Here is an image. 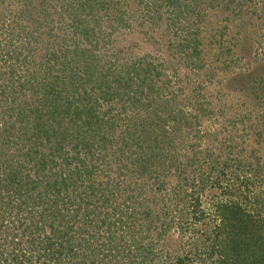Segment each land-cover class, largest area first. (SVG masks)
<instances>
[{"label":"trees","instance_id":"obj_1","mask_svg":"<svg viewBox=\"0 0 264 264\" xmlns=\"http://www.w3.org/2000/svg\"><path fill=\"white\" fill-rule=\"evenodd\" d=\"M26 1L22 5L28 11L32 8L29 11V25L22 28V33H15L13 28L16 26L12 25L18 20L6 19L12 2L0 0V23L5 26L0 29L7 33L8 45L6 50L3 47L0 60H5L2 61L0 69L3 74H12V59L14 64L31 62L35 69H41L42 66L35 62L32 47L33 43H37L45 35L49 40L45 43L44 50L49 56L48 62L52 64L48 65L45 71L41 69L43 75H40L37 69L34 74L21 76V84L27 86V93L16 92L13 80L8 82V92L0 93V101L4 104L1 117L12 119L11 123L4 124L0 129V149L5 151V155L0 158V191H4L3 194L0 193V264H107L109 261L110 264H152V248L138 246L130 251L129 246L125 247V238L127 233L134 236L135 229L146 231L144 226L141 227V223L137 222L152 217L157 219L155 211L160 212L161 216H168L167 222L160 220L162 223L157 233H160V237L171 233V237L176 238L173 250L178 248L181 251L182 247L179 245L185 233L197 234L193 236L203 237L204 241L211 242L208 249L194 255L189 253L182 257L175 256L170 262L165 261L167 264H264V214L261 212L264 210V203L259 204L258 199L254 202L250 200L251 197L245 193V190H248L245 181L239 188H234L228 201H217L214 207L205 209L202 207L200 196L192 198L190 192L186 193L187 206L182 212L176 217L175 213L172 214V209L169 213L163 199L164 186L156 184L157 178L155 179L152 166H156L164 157L165 161L174 160L180 152L177 150L180 145L192 151L197 147L185 144V140L179 144L178 138L182 140V136L172 135L166 128V124H171L170 120H175L176 115L169 108V102L159 101L160 103L154 106L156 102L151 98V103L146 105L147 110L135 115L138 120L136 119L134 128L128 129V132H133L132 145L135 149L138 147L140 152L131 167L122 157V153L115 151L117 155H114L112 165L116 171L110 180V160L96 154L98 147L110 144V134L112 136L118 127L116 118H120L126 110L138 107L145 89L147 97L160 91L155 89L159 86L153 81L154 78L160 77L158 68L147 60V57L134 61L123 60L125 63L119 64L120 58H117L118 52H115V61L110 62L109 67L105 64V71L110 70V77L108 74H99L94 79V56L89 55L92 51H86L80 45L81 42L92 44L96 35L94 32L99 28L91 30L87 18L94 20V23L107 18L105 15L96 16L99 10L106 8V1L109 4L110 22L115 24L123 23L122 15L128 10L126 5L131 8L132 3L125 4L124 8L121 7L122 0ZM221 1L226 2L221 5ZM245 2L240 4L236 0H137L136 3L151 4V8L155 7V11L148 12H159L160 8L164 7L167 11L171 10L174 16L183 15L184 17L176 22L179 25L182 18L185 20L191 14L197 16L204 12V24L212 32H217L211 36H218L217 42L213 40L214 42L207 45L222 52L225 45L219 40L223 33L217 31L219 26L214 22L212 12H217L220 8L229 12L231 8L234 11L232 13H245L253 21L259 6L251 9L249 3ZM261 4L264 13V0ZM96 6L98 8H95ZM122 8L124 10H121ZM146 9H149L148 6ZM112 10L117 16L111 14ZM133 10L134 7L129 9L128 13L133 15ZM258 14L262 16L260 11ZM248 22L241 20L235 27L236 35H241L245 40L249 37ZM46 27L48 28L45 31ZM65 29L70 32L69 36L63 34L62 30ZM68 37L76 40L72 43L73 60L69 62L77 64L80 60L81 69L77 70L79 74L68 72L66 61L59 64L61 58L66 60L63 50L68 47L64 46L63 49V42ZM192 42L193 40H184L183 46L187 49L190 46L198 47ZM31 43L32 46H26ZM58 44L61 49L56 51L57 54L54 51L46 52L50 50L48 46ZM33 48L37 50V47ZM193 50L189 56L200 58V51ZM225 50L230 54V48ZM30 56L32 59L28 60ZM60 66L63 67L62 70H59ZM242 72L232 76L231 87L234 86L238 92L243 91L250 95L252 104L263 100L264 67L245 74ZM162 81L163 86L170 84L169 79ZM74 93L80 98L85 96V99H82L87 100L84 107L71 106V103L77 104V99L68 100ZM80 98L78 100H81ZM70 108L72 112L69 111ZM99 113H105L109 117L99 119ZM68 114L71 116L64 125L62 119ZM234 120L231 118L229 121L234 131L225 134L227 129L222 128L226 131L223 135L222 130L218 131V145L210 148L205 161L209 162L210 172L215 175L222 174L224 168H229L234 174L233 181L237 182L244 177L238 173V157L242 159V151L236 142L243 140L245 135H238L240 131ZM21 123L22 129L19 125ZM177 125H172L174 132L177 128L180 132V124ZM17 131L20 134L16 133ZM259 132L254 134L256 140L261 138ZM250 134L247 135L250 137ZM9 135L19 138V144L13 143L15 151L10 150V142L7 140ZM68 139L74 141L73 150L79 148L84 153L67 154ZM204 152L206 149H201V154ZM251 153L254 156L256 149ZM226 162L229 164L226 165ZM254 167L264 171L262 163L257 162ZM250 171L251 169L247 168L242 174L247 175ZM133 175L141 182L126 187L124 184ZM152 180L156 185L153 191V188L146 187L148 183L152 186ZM246 180L249 181L248 178ZM217 182L219 176L215 183ZM135 192L140 197L148 196L143 200L147 205L138 200ZM176 208H179L178 204ZM205 210L213 213V216H209Z\"/></svg>","mask_w":264,"mask_h":264},{"label":"rangeland","instance_id":"obj_2","mask_svg":"<svg viewBox=\"0 0 264 264\" xmlns=\"http://www.w3.org/2000/svg\"><path fill=\"white\" fill-rule=\"evenodd\" d=\"M25 1L26 0H11L12 3L6 14V19L8 21L18 20L12 25L16 26L13 28L15 33H17V31L22 33V28L29 25V11L32 10V8L30 7L28 11V9L22 5ZM200 1L202 2V0ZM236 1L240 4L245 2V0ZM136 2L137 0H125V2L122 0L123 4H121V7L124 8L125 4L132 3L131 8H129L130 6L128 4L126 7L128 10L134 7V14L128 13V10L125 15H122L120 12L119 16L122 15V17H124L123 23L115 24L114 22H110L109 4L108 1H106V8L103 11L98 9L99 12H97L96 16L100 17L101 15H105L107 18L100 20V24L97 22L94 23V20H89L87 18L89 22L87 24L91 27V30L96 29V27L99 28L97 32H94V35L95 33L96 35L92 40V44L82 42L80 44L82 45L81 48L86 49V51H92L88 54L94 56L93 63L96 66L93 71L94 79L98 77L99 74H108L110 77V70L105 71V64L109 67L110 62L115 61V52H118L117 58H120V61H118L119 64H124L125 61L123 60L127 61L131 59L134 61L142 57H147L146 59L150 60L158 68V73L160 74V77L154 78L153 80L154 83L159 86V88L155 89H160V91L147 97L145 89V93L142 94L140 99L139 106L135 109L126 110L121 114L120 118H116L118 127L112 133V136L110 134V144H105V149H102L104 147H98L95 151L97 155L105 156L110 160V180H112L114 176L113 173L116 171L112 165L113 158L115 157L114 155H117L115 151H120V153H122L124 160L128 164H131L129 165L130 167L135 162V159L138 158L137 154L140 150L138 147L135 149L132 145L134 144L133 132H128V129L134 128V122L138 120L135 115L139 114V112L144 113L148 108L146 105L151 103L152 98L154 102H156L155 105L153 103L152 105L156 106L160 102H169V108L172 112L176 113L174 117L175 120H170L171 124H166V128L173 133L172 135L182 136V140L178 138V143L180 144L185 140V144L191 146L197 145L194 151L180 145L179 148L177 147L178 152H180L175 156L174 160L165 161L166 157H164V160L162 159L156 166H152L155 179L157 178L156 184L159 183L164 186L163 196H165V198L163 197V199L166 202L169 213L172 209V214L175 213L174 216H178V214L182 212V209L187 206V194L190 192H192V198L198 195L200 196L202 207L205 209L214 207L213 205L216 204L217 201H228L231 192H234V188H239L240 185L243 184V181L248 184V190H245V193L251 197L250 200L254 202L258 199L259 204L264 203V171L261 172L258 168L254 167L257 165V162L264 164V113H262V110H264V98L252 104L249 98L250 95H246L243 91L238 92L236 87H231L230 82L235 73L237 74L243 71L242 73L245 74L250 70L264 67V13L261 8L263 0H250L245 2V4L249 3L251 9L259 6L258 11H260V14L263 13L262 16H260L257 11L253 21L250 20L245 13L238 11L232 13L234 11L231 8L229 12L223 10L224 8H220L217 12H212V17H215L213 20L217 22L219 26L217 31L220 30L223 33V37L220 38L219 41L223 43L222 45H225V49L230 48V54H228L225 49L221 52L213 48V46L210 47L207 45L209 42H217L218 36H211L217 32H212V30L204 24V22H206L203 18L204 12H201V14L197 16L191 14L189 18L185 20L182 18V23L179 25L176 22L179 18L184 17L183 15L174 16L171 10L168 9L167 11L164 7H161V11L159 12H148L149 10L155 11V7L153 6L151 8V4L139 5ZM224 2L226 1H221V5ZM235 4L238 5L236 2ZM146 6H148L149 9H146ZM95 8L98 7L96 6ZM124 8L121 10H124ZM111 14L117 16L114 10H112ZM241 20L249 21L247 27L249 30V37L246 40L245 38H241V35L237 36L235 33V27L240 24ZM1 27L5 26H2L0 23V28ZM47 28L48 27L44 30L46 31ZM44 30L41 31L44 32ZM62 32L64 35L69 36L70 32L68 29L62 30ZM6 35L7 33L4 29H0V57L3 55L1 54L4 51L3 47L6 50L8 46L6 44ZM70 38L71 37L66 38L65 42H63V49L65 47H68V49L66 48L63 50L66 60L61 58L59 64L66 61L69 68L68 72L73 71V74H79L77 70L81 69L80 60L77 64L71 63L73 60L72 43L76 40L73 38L71 40ZM47 40H49V38L45 35L40 41L33 43V47H37V50L32 47L35 62L37 65L42 66L41 69H43V71H45L48 65L51 66L52 64L48 62L49 56L46 55L44 50ZM184 40H193L198 47L190 46V48L187 49L183 46ZM2 44L3 46L1 47ZM26 46H32V43ZM48 47H50V50L46 51L48 53H53L54 51L57 54L56 51L61 49L59 44L57 46ZM193 49L200 51V58L189 56V54L194 51ZM30 59H32L31 56L28 57V60ZM4 60L5 59L2 61ZM2 61L0 60V67ZM11 65H13L10 70L13 71L12 74H8V72L3 74L0 69V93L8 92L10 88L8 82L10 80H13L16 92L27 93V86L21 84L23 82L21 76L34 74L38 68L35 69L31 62L26 64L23 62L14 64L13 59ZM41 69H38V72L40 75H43ZM62 69L63 67L60 66L59 70ZM51 73L53 72L51 71ZM61 74L60 72V75ZM165 78L170 81L168 86H163L162 84V80ZM19 79L21 80L18 83L17 80ZM71 96L72 97L69 96L68 98L69 101L77 99V104L71 103L73 107L80 105L81 108L87 103V100H82L85 99V96L80 98L76 93ZM79 98L81 100H78ZM148 98L150 99L147 100ZM63 103L65 104L66 101ZM3 109L4 104L0 101V129L4 127V124L6 125V123L12 122V119L9 120L8 118L1 117ZM69 111L72 112V109L70 108ZM69 116H71V114L63 117L62 122L64 125L69 121ZM98 116L100 117L99 119H106L105 117H109L105 113H99ZM253 116L254 118L252 119ZM231 118L235 119L234 121L240 131L238 135H245L243 136V140L239 139L236 142L238 148L242 151L240 152L242 159L236 156L239 159L238 163H240V170L238 173L244 177H241L237 182L233 181L234 174L229 168H224L225 170H223L222 174L215 175V173L212 174L210 172V166H208L209 162L205 161V156L208 154L210 148L218 145V142H216L220 137L218 131L222 130V135L225 131L222 128L227 129L225 134H229V131H234L229 124ZM173 124L176 126L180 124V132L178 128L177 131L174 132L172 128ZM19 125L22 129L23 123ZM260 125L263 126L261 127ZM250 129L251 131H249ZM120 131L123 133H120ZM258 132L261 134V138L256 140L257 138L254 134ZM16 133L20 134L19 131ZM248 133H251L250 137L247 135ZM183 136H186V138L184 139ZM7 140L11 143H9L10 150L15 151L13 143L15 142L16 145L17 143L19 144V138L9 135ZM241 140L243 142H241ZM115 141L117 142L115 143ZM66 143L68 146V149H66L67 154L84 153L79 148L76 151L73 150V139H68ZM201 145L203 147H201ZM201 149H206V152L201 154ZM255 149L257 153L253 156L251 151L253 152ZM196 153H198L197 156H195ZM244 154H246L248 158H246ZM4 155L5 151L0 149V158ZM164 155L166 154H163V156ZM195 157L198 158L196 159ZM228 164L229 162H226V165ZM2 168L4 169V167ZM247 168L251 169L249 174H242ZM32 169L34 171V168ZM32 169H30V172H32ZM217 176H219V182L215 183ZM136 178L137 176L133 175L124 185H126V187H129V185H137V183L141 181L139 182ZM246 178H248L249 181H247ZM146 187L153 188V191L156 187L155 181L152 180V186L148 183ZM242 189H246V187H242ZM3 192L4 191H0L1 194H3ZM135 196L138 197L139 201L142 200L141 202L148 198V196L146 197L145 195L140 197L137 192H135ZM5 201H7V199ZM143 203L147 205V203ZM176 204H178L180 209L176 208ZM205 212H207L209 216H213V213L210 211L205 210ZM261 212L264 214V210ZM155 215L157 219L152 217L149 220H139L140 222H137L139 224L141 223V227L144 226L146 231L135 229L136 233H134V236L130 233L126 234V248L129 246L130 251H133V249H136L138 246L140 248H152V257L154 258L152 264H167L165 261L170 262L175 256L182 257L189 255V253L194 255L195 253L202 252L203 249L209 248L208 246L211 242L204 241L203 237L198 238L197 236H193L197 234L185 233L179 245L182 247L181 251H179L178 248L176 251L173 250L176 238H172L170 235L171 233L167 234L165 237H160V233H157L161 226L160 223H162L160 220L167 222V220H169L168 216H161V213L158 211H155ZM147 231L149 232L146 233ZM156 257H159V259H156ZM107 264H110V261ZM143 264H150V262Z\"/></svg>","mask_w":264,"mask_h":264}]
</instances>
